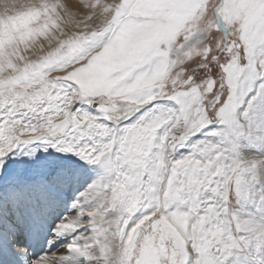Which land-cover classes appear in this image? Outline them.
Instances as JSON below:
<instances>
[{
    "label": "snow or ice",
    "instance_id": "1",
    "mask_svg": "<svg viewBox=\"0 0 264 264\" xmlns=\"http://www.w3.org/2000/svg\"><path fill=\"white\" fill-rule=\"evenodd\" d=\"M0 264H264V0H0Z\"/></svg>",
    "mask_w": 264,
    "mask_h": 264
},
{
    "label": "rangeland",
    "instance_id": "2",
    "mask_svg": "<svg viewBox=\"0 0 264 264\" xmlns=\"http://www.w3.org/2000/svg\"><path fill=\"white\" fill-rule=\"evenodd\" d=\"M64 2H65V3H69V4H77V3H78V0H64ZM75 10H76V9H74V11H75ZM180 151L183 152L184 150L181 149ZM63 243H64L63 241H57V246H62ZM43 249H44V244H43V238H42V239H41L40 248H39V252H40L41 254H43ZM52 251H54L53 248L48 249L49 254H51Z\"/></svg>",
    "mask_w": 264,
    "mask_h": 264
},
{
    "label": "bare ground",
    "instance_id": "3",
    "mask_svg": "<svg viewBox=\"0 0 264 264\" xmlns=\"http://www.w3.org/2000/svg\"><path fill=\"white\" fill-rule=\"evenodd\" d=\"M74 10V9H73ZM61 248H62V246H60ZM39 248H40V246L37 248V251L39 252ZM50 249V248H49Z\"/></svg>",
    "mask_w": 264,
    "mask_h": 264
}]
</instances>
